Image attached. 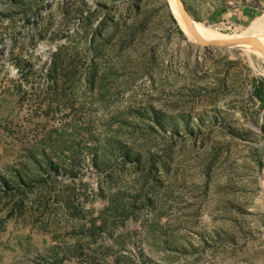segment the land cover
<instances>
[{
	"label": "rangeland",
	"instance_id": "1",
	"mask_svg": "<svg viewBox=\"0 0 264 264\" xmlns=\"http://www.w3.org/2000/svg\"><path fill=\"white\" fill-rule=\"evenodd\" d=\"M263 203L264 55L171 0H0V264H264Z\"/></svg>",
	"mask_w": 264,
	"mask_h": 264
},
{
	"label": "bare ground",
	"instance_id": "2",
	"mask_svg": "<svg viewBox=\"0 0 264 264\" xmlns=\"http://www.w3.org/2000/svg\"><path fill=\"white\" fill-rule=\"evenodd\" d=\"M171 2L176 12L177 18L179 19L180 24L183 27V30H185V32L187 33L188 37L191 40H195L196 42H198V40H202L204 42L209 41L207 43L216 42L218 43V45H225V46L249 47L251 50L264 55V40L260 41L258 39L259 37L258 38L255 37L256 35L264 36V17H260L256 19L255 20L256 23L254 26L255 28L247 31L246 35H244L245 34L244 33L242 34L244 36H241V37L235 36L237 37L235 38L232 36L220 34L205 25H202L198 22L191 21L189 18H187V23H186L184 17H182V15L180 14L178 0H171ZM245 38L257 39L262 44L263 50L262 49L255 50L254 47L249 44H235V41L240 40V39H245Z\"/></svg>",
	"mask_w": 264,
	"mask_h": 264
},
{
	"label": "water",
	"instance_id": "3",
	"mask_svg": "<svg viewBox=\"0 0 264 264\" xmlns=\"http://www.w3.org/2000/svg\"><path fill=\"white\" fill-rule=\"evenodd\" d=\"M178 4H179V9H180V14L182 15V17H184L185 22L187 23L188 15L186 14L182 4L180 3V0H178ZM197 43L201 46L218 45V43L216 42L207 43L202 40H198ZM235 44H249V45H252L255 50H258V49L263 50L262 44L257 39H253V38L240 39V40L235 41Z\"/></svg>",
	"mask_w": 264,
	"mask_h": 264
},
{
	"label": "crops",
	"instance_id": "4",
	"mask_svg": "<svg viewBox=\"0 0 264 264\" xmlns=\"http://www.w3.org/2000/svg\"><path fill=\"white\" fill-rule=\"evenodd\" d=\"M245 14V13H244ZM239 17H241V14L239 15ZM236 20H238V18L236 17Z\"/></svg>",
	"mask_w": 264,
	"mask_h": 264
}]
</instances>
